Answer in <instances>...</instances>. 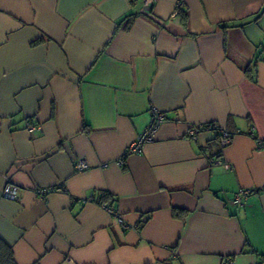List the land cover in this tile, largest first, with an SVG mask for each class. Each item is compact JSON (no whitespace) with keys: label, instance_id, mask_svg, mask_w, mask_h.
<instances>
[{"label":"crops","instance_id":"crops-1","mask_svg":"<svg viewBox=\"0 0 264 264\" xmlns=\"http://www.w3.org/2000/svg\"><path fill=\"white\" fill-rule=\"evenodd\" d=\"M149 7L0 0V188L19 196H0V239L17 264H264V0ZM152 110L166 121L125 154ZM211 123L226 147L188 138Z\"/></svg>","mask_w":264,"mask_h":264},{"label":"built area","instance_id":"built-area-1","mask_svg":"<svg viewBox=\"0 0 264 264\" xmlns=\"http://www.w3.org/2000/svg\"><path fill=\"white\" fill-rule=\"evenodd\" d=\"M151 0H142V4L144 9H148L150 5ZM181 6V2L177 4V9ZM177 12V11H176ZM166 121V115L163 112H159L156 110H152V116L151 121L149 125L144 128L140 134L137 136V138L132 141L126 148L125 154H134L139 153L142 150V147L146 143H150L154 140L155 133L158 129V127ZM26 129L28 132H35L39 130L38 126H35L31 124L30 122L26 121ZM203 129H206L205 124H199L194 125L188 128L187 130V136L188 138L192 140H196L199 132ZM219 134V144L221 148L226 147L232 138V133L227 131L223 128L217 129ZM256 148L259 150H264V140H256L255 142ZM211 163L216 164H224L223 161L219 157H213L210 159ZM121 163V162H120ZM119 164V162H118ZM226 168H229L228 165L224 164ZM89 167L87 161L84 158L78 159L75 162V169L77 171H83L86 170ZM53 191H62V188L60 186L56 188H46V189H37L36 193L39 198H45L50 192ZM250 190L249 189H239L233 194L232 203L235 205H242L244 199L249 195ZM0 196L3 199L10 200V201H17L18 196V188L14 184L10 183L8 180L3 184V186L0 188ZM91 200H95V197H91ZM102 209H104L107 213L114 216L118 222V224L124 229H130L131 225L121 217V215L115 210L112 204L105 203V202H98ZM231 261H227L226 264H230Z\"/></svg>","mask_w":264,"mask_h":264},{"label":"trees","instance_id":"trees-1","mask_svg":"<svg viewBox=\"0 0 264 264\" xmlns=\"http://www.w3.org/2000/svg\"><path fill=\"white\" fill-rule=\"evenodd\" d=\"M148 10H150V7H148ZM177 12L181 16L182 20L185 22V15H184L183 9L181 7H179L177 9ZM205 127L210 129V130H214L216 132V137H218V141H219V134L217 131V129L219 127L212 124V123L206 124ZM108 197H109L108 193H102L100 195L99 199L101 201L102 200L104 201V199H106ZM0 264H17L14 260V254H13L12 247L10 245L6 244L2 239H0Z\"/></svg>","mask_w":264,"mask_h":264}]
</instances>
